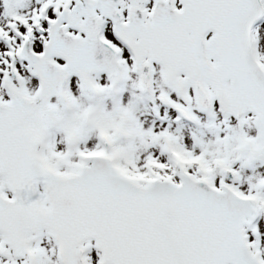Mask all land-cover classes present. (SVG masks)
I'll return each mask as SVG.
<instances>
[{"label":"snow or ice","instance_id":"snow-or-ice-1","mask_svg":"<svg viewBox=\"0 0 264 264\" xmlns=\"http://www.w3.org/2000/svg\"><path fill=\"white\" fill-rule=\"evenodd\" d=\"M0 264H264V0H0Z\"/></svg>","mask_w":264,"mask_h":264}]
</instances>
